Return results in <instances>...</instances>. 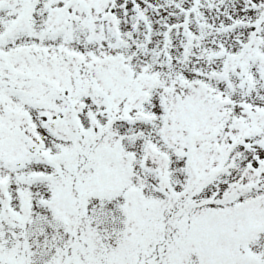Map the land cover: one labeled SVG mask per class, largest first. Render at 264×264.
<instances>
[{
	"label": "snow or ice",
	"instance_id": "snow-or-ice-1",
	"mask_svg": "<svg viewBox=\"0 0 264 264\" xmlns=\"http://www.w3.org/2000/svg\"><path fill=\"white\" fill-rule=\"evenodd\" d=\"M0 264H264V0H0Z\"/></svg>",
	"mask_w": 264,
	"mask_h": 264
}]
</instances>
